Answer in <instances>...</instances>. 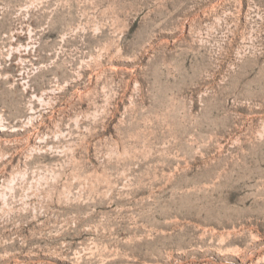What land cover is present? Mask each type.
<instances>
[{"label": "rangeland", "instance_id": "obj_1", "mask_svg": "<svg viewBox=\"0 0 264 264\" xmlns=\"http://www.w3.org/2000/svg\"><path fill=\"white\" fill-rule=\"evenodd\" d=\"M0 264H264V0H0Z\"/></svg>", "mask_w": 264, "mask_h": 264}]
</instances>
